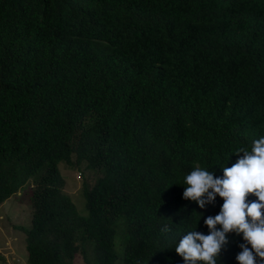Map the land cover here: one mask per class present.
I'll use <instances>...</instances> for the list:
<instances>
[{
	"label": "trees",
	"instance_id": "16d2710c",
	"mask_svg": "<svg viewBox=\"0 0 264 264\" xmlns=\"http://www.w3.org/2000/svg\"><path fill=\"white\" fill-rule=\"evenodd\" d=\"M262 121L264 0H0V205L29 183L28 264H185L224 201L185 200L184 177H222ZM60 163L98 172L86 214Z\"/></svg>",
	"mask_w": 264,
	"mask_h": 264
},
{
	"label": "clouds",
	"instance_id": "9594fccd",
	"mask_svg": "<svg viewBox=\"0 0 264 264\" xmlns=\"http://www.w3.org/2000/svg\"><path fill=\"white\" fill-rule=\"evenodd\" d=\"M246 129H251L248 124L236 131ZM234 158L236 163L222 168V177L199 166L184 177L185 200L196 202L201 209L215 204L217 195L224 201L219 214L204 220L209 234L194 230L179 239L175 251L185 264H218L222 250L230 243V233L243 237L244 243L239 244L242 251L236 256L238 264H264V135L255 138L248 150H237ZM250 195L258 199L249 202ZM161 231L172 229L165 225Z\"/></svg>",
	"mask_w": 264,
	"mask_h": 264
},
{
	"label": "rangeland",
	"instance_id": "374dc122",
	"mask_svg": "<svg viewBox=\"0 0 264 264\" xmlns=\"http://www.w3.org/2000/svg\"><path fill=\"white\" fill-rule=\"evenodd\" d=\"M64 178V191L69 194L78 211L86 214V202L81 196L84 180L95 183L98 172L89 169L85 164L80 166H67L59 164ZM81 174L82 178H78ZM30 186L27 183L19 192L0 205V264H28L25 249V235L15 229V226L28 227L31 221ZM120 230L115 238L116 251L122 250L123 242ZM74 264H83L80 256H76Z\"/></svg>",
	"mask_w": 264,
	"mask_h": 264
}]
</instances>
